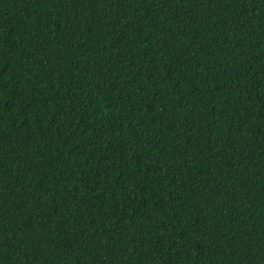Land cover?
Masks as SVG:
<instances>
[{
  "label": "trees",
  "instance_id": "1",
  "mask_svg": "<svg viewBox=\"0 0 264 264\" xmlns=\"http://www.w3.org/2000/svg\"><path fill=\"white\" fill-rule=\"evenodd\" d=\"M0 264H264V0H0Z\"/></svg>",
  "mask_w": 264,
  "mask_h": 264
}]
</instances>
